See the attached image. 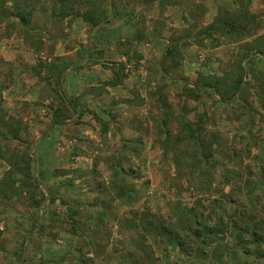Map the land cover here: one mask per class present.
Returning <instances> with one entry per match:
<instances>
[{
  "label": "rangeland",
  "instance_id": "obj_1",
  "mask_svg": "<svg viewBox=\"0 0 264 264\" xmlns=\"http://www.w3.org/2000/svg\"><path fill=\"white\" fill-rule=\"evenodd\" d=\"M11 1L0 0V264H264V0H131L113 35L141 52L118 42L125 62L88 57L125 83L99 105L66 99L52 60L71 19L96 37L106 1L18 0L26 27ZM242 6L240 35L206 36ZM147 221L170 236L147 235Z\"/></svg>",
  "mask_w": 264,
  "mask_h": 264
},
{
  "label": "crops",
  "instance_id": "obj_2",
  "mask_svg": "<svg viewBox=\"0 0 264 264\" xmlns=\"http://www.w3.org/2000/svg\"><path fill=\"white\" fill-rule=\"evenodd\" d=\"M105 1L103 9L98 13L99 17L96 16L98 25L91 28L92 34L96 36L94 39H90L92 35L83 17L73 20L71 17H67L65 20L71 19L69 24H72V28L68 29L69 34L62 40L61 37L56 39L63 44L57 46L53 54L52 66L56 72L60 73L61 94L66 96V99L79 97L89 105L93 103L99 105V103L105 102L103 101L104 97L110 101L117 100L120 96L122 98L123 95L120 94L125 84L124 81H117L114 74L104 71L101 66L94 65L88 57L92 58L94 53H100L104 59L125 62L127 55L117 51L118 42H130L138 52H141L140 48L136 47L139 45L138 42L134 39H125L124 37L119 39L113 35L116 27L122 25L123 21H119L124 14L132 11L133 2H130L131 0ZM116 33L118 34L119 31L117 30ZM65 47L66 49H64ZM25 82V85L20 84L21 87L24 86L22 88L30 87L31 93L38 91V87L33 83ZM20 85L18 86L20 87ZM98 86L104 87L105 91L102 94L96 88ZM22 91L20 90V92ZM24 92L26 93V91Z\"/></svg>",
  "mask_w": 264,
  "mask_h": 264
},
{
  "label": "trees",
  "instance_id": "obj_3",
  "mask_svg": "<svg viewBox=\"0 0 264 264\" xmlns=\"http://www.w3.org/2000/svg\"><path fill=\"white\" fill-rule=\"evenodd\" d=\"M142 4L145 5H150L154 2H159L161 0H138ZM13 4V8L15 10V18L19 21V23L23 26L26 27L27 23L25 19L22 17V13L20 9L17 6L18 0H12L11 1ZM249 19H252L251 16L245 11V7L242 6L240 12L236 14H229V13H224L222 16H216L214 17L212 23L208 25L207 30L205 31L206 36L208 38L212 37L213 33H220L222 36H228L231 38L233 35H240V32L244 31L247 26H245V23H249ZM171 54V53H169ZM56 71V69H53ZM110 85H112L110 83ZM204 88L207 89H212L214 92H217L218 87L215 85H204ZM237 88L235 87V92H237ZM143 231L147 235H153L154 237H165L170 236V231L163 225V226H156L152 222L147 221L145 225L143 226ZM204 232H206L209 235H213L215 230L209 229V228H204Z\"/></svg>",
  "mask_w": 264,
  "mask_h": 264
}]
</instances>
